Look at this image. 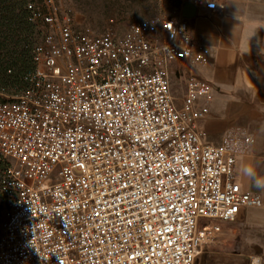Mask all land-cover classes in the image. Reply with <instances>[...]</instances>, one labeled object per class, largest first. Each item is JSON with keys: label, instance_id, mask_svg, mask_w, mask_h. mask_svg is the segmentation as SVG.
<instances>
[{"label": "built area", "instance_id": "1", "mask_svg": "<svg viewBox=\"0 0 264 264\" xmlns=\"http://www.w3.org/2000/svg\"><path fill=\"white\" fill-rule=\"evenodd\" d=\"M45 3L28 4L44 35L26 88L0 102V264H206L222 224L263 206L237 180L253 136L207 142L211 84L172 88L175 63L207 65L211 50L182 14L96 33Z\"/></svg>", "mask_w": 264, "mask_h": 264}, {"label": "crops", "instance_id": "2", "mask_svg": "<svg viewBox=\"0 0 264 264\" xmlns=\"http://www.w3.org/2000/svg\"><path fill=\"white\" fill-rule=\"evenodd\" d=\"M209 1L216 3V9L198 7L197 15L188 23L193 37L211 50L210 62L204 66L175 63L172 88L178 95L177 83L181 92L186 91L190 79L211 84L214 98L210 113L198 122L207 142L219 144L228 131L236 128L253 136L250 150L237 157V180L243 191L260 194L263 206L242 207L234 222L239 225L236 236L252 239L261 252L264 193L239 176L238 169L250 163L264 177V0ZM222 235L228 237L229 233L223 231Z\"/></svg>", "mask_w": 264, "mask_h": 264}, {"label": "rangeland", "instance_id": "3", "mask_svg": "<svg viewBox=\"0 0 264 264\" xmlns=\"http://www.w3.org/2000/svg\"><path fill=\"white\" fill-rule=\"evenodd\" d=\"M42 8H46V0H30ZM192 0H54L63 11L71 10L77 27L90 28L96 33L114 30L119 33L127 31L136 22L158 17H171L181 14L185 2ZM34 42L41 41L44 31L39 27ZM176 95L182 97L180 83ZM180 89V90H179ZM20 94V87L1 88L0 101L14 98ZM5 222V203L0 193V234ZM226 223V224H225ZM223 231L229 236L221 235L220 239L203 249L200 260L206 264H247L252 253L264 255V249L258 252L252 239L236 236L239 227L237 222H225ZM233 234V235H232ZM232 235V236H231ZM235 235V236H234ZM257 251V252H256Z\"/></svg>", "mask_w": 264, "mask_h": 264}, {"label": "trees", "instance_id": "4", "mask_svg": "<svg viewBox=\"0 0 264 264\" xmlns=\"http://www.w3.org/2000/svg\"><path fill=\"white\" fill-rule=\"evenodd\" d=\"M29 3L0 0V87H20V93L26 88L25 74L35 67L33 50L40 42L33 39L40 26L31 19Z\"/></svg>", "mask_w": 264, "mask_h": 264}, {"label": "clouds", "instance_id": "5", "mask_svg": "<svg viewBox=\"0 0 264 264\" xmlns=\"http://www.w3.org/2000/svg\"><path fill=\"white\" fill-rule=\"evenodd\" d=\"M238 175L245 178L261 193H264V177L258 175L256 167L250 163H244L238 169Z\"/></svg>", "mask_w": 264, "mask_h": 264}, {"label": "water", "instance_id": "6", "mask_svg": "<svg viewBox=\"0 0 264 264\" xmlns=\"http://www.w3.org/2000/svg\"><path fill=\"white\" fill-rule=\"evenodd\" d=\"M197 12V6L192 1H188L184 3L181 14L185 19H192L197 15Z\"/></svg>", "mask_w": 264, "mask_h": 264}]
</instances>
